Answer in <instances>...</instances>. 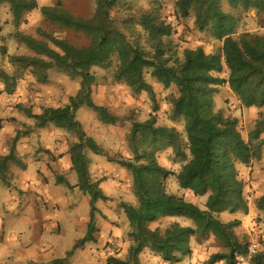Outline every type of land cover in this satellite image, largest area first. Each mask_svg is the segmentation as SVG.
Instances as JSON below:
<instances>
[{"label":"trees","instance_id":"obj_1","mask_svg":"<svg viewBox=\"0 0 264 264\" xmlns=\"http://www.w3.org/2000/svg\"><path fill=\"white\" fill-rule=\"evenodd\" d=\"M138 1L93 0V14L83 17L70 13L61 1L40 7L36 0H0V11L8 7L16 23L25 15L40 11L51 27L68 35L64 40L45 36L56 50L45 42L24 38V44L35 56L12 57L10 63L31 71L41 85L49 84L51 71L80 82V91L69 99L67 106L44 109L38 115L28 113L38 130L54 127L78 141L71 147L70 155L78 175V187L91 197V219L87 236L76 244L73 252L98 241L97 204L109 201L100 188L102 180L93 181L89 172L85 151L88 149L97 156L104 155V151L87 137L76 118L85 107L106 126L130 127L133 162L109 159L131 173L138 200V208L122 206L134 243L129 261H137L148 249L166 264H182L193 255L192 241L204 245L214 237L229 254L215 255L207 264H236L237 258L246 253L247 239L242 243L237 236L236 230L242 226L239 221L227 222L224 218L249 211L247 185L238 166L250 169L255 162L263 160L264 120L256 122L246 140L240 121L217 111L215 98L220 88L228 85L243 108L264 109V38L233 39L238 23L251 15L264 23V0L176 2L175 22L194 21L199 32L210 33L223 43V59L202 48L180 51L173 42L176 29L161 14L163 3L144 8L138 7ZM101 70L111 73L114 80L124 81L134 94H148L155 112L159 110L155 91L146 75L150 74L165 90L176 89L170 117L173 121H183L184 136L176 129L158 126L155 114L146 123H139L135 113L118 117L106 107L98 106L93 95ZM224 73L228 74L227 79L221 78ZM0 81L9 94H15V77L0 69ZM19 140L18 133L14 147ZM166 145L175 148L169 158L173 165L180 166L179 173L160 166L154 158V153ZM8 162L18 163V160L14 156L1 158L0 174ZM172 177L180 190L206 198L205 209L169 194L168 181ZM257 206L264 212V196ZM173 218L188 220L193 227L174 225L164 231L153 229L161 220ZM109 264L126 263L109 259ZM257 264H264V254H259Z\"/></svg>","mask_w":264,"mask_h":264},{"label":"rangeland","instance_id":"obj_2","mask_svg":"<svg viewBox=\"0 0 264 264\" xmlns=\"http://www.w3.org/2000/svg\"><path fill=\"white\" fill-rule=\"evenodd\" d=\"M40 7H50L59 1L66 4V9L78 16L88 17L93 14L95 5L93 0H36ZM178 0H139L138 7L150 8L163 3L162 15L172 23L176 29L173 37L174 45L180 51L185 49L202 48L207 53L219 55L223 59V43L217 41L210 33H201L196 29L194 21L175 22L174 13ZM50 35L57 40H64L67 34H61L51 27L48 19L40 11H35L23 17L20 23H16L8 7L0 11V69L11 77L17 79L15 94L6 91L0 81V159L10 156L16 157L17 162H8L5 171L0 174V262L15 263L20 251L15 245L21 243L24 247L28 245H39L42 238H28L29 223L36 220L33 212L36 207V196L41 187H48V193L56 195L48 201L41 202L44 218L42 223L46 228L54 229L50 241L53 244L57 240L59 247L54 253L55 260L62 264H105L101 262L103 245L100 241L91 243L82 252L68 256L63 253L65 249L73 248L75 243L86 237L88 230L84 222L77 224V219L82 218L80 214H91V197L80 190L77 173L73 170L70 149L78 141L67 132L49 127L38 130L35 121L28 113L41 114L44 109H59L69 104L71 97H76L80 91V82L72 81L57 71L49 73L48 85L38 83L31 71H24L10 63L12 57H34L35 54L24 38H32L37 42H45L56 50L53 42L45 36ZM243 37L253 39L264 38V23L261 18L251 15L238 23V29L234 40ZM100 81L94 92V102L98 106L106 107L113 115L118 117H129L136 114L137 122L146 123L152 115L158 117V126L176 129L184 136L183 121H173L170 117L173 107V99L177 97L176 89L165 90L157 80L150 74L146 75L147 82L155 91L158 111L155 112L154 102L146 94L136 95L124 81L114 80L112 74L99 71ZM221 78L227 79L224 73ZM217 111H223L227 116L237 118L243 128V136L249 140V133L259 120H264V109L251 110L243 108L238 99L231 92L228 85L220 88L215 98ZM76 118L83 126L88 138L93 139L104 151V155L97 156L90 150H86V158L89 163V172L93 181H100V188L108 202L100 201L97 204L105 210L106 216H102L101 223L107 225V230L115 231V242H118L122 254L126 253V264H166L156 257L150 250H145L137 261L130 262V249L134 246L129 234L131 232L128 218L122 206L130 205L138 208V200L133 191V177L130 172L118 164L110 163L109 159L115 161L133 162L134 157L129 147V125L123 127L106 126L100 122L98 116L91 110L81 108ZM20 140L14 147L17 134ZM264 140V134L261 136ZM175 148L171 145L160 147L154 153L156 162L169 171L179 173L180 166L170 162V156ZM264 153V149H263ZM255 162L250 169L238 166L244 180L246 181V198L249 203V211L238 216H225V221H239L242 226L236 230L237 236L242 243L246 242L248 232L253 227L264 230V212L258 209V202L264 196V158ZM5 166V165H4ZM43 176L47 177L49 183H45ZM54 180V181H53ZM41 186V187H40ZM168 192L171 195L184 198L188 203L205 209L206 198H198L193 193L179 189L176 178L168 181ZM39 203V202H38ZM57 204V206H56ZM58 208V209H57ZM78 210L77 212L72 211ZM30 210L34 215H31ZM42 210V209H41ZM24 212H28L24 216ZM45 212L47 213L45 215ZM77 213V216L75 215ZM98 217V214L95 215ZM245 217H249L248 222ZM85 218V217H83ZM82 218V220H83ZM99 219V217L97 218ZM90 223V222H89ZM88 223V224H89ZM174 225L181 227H193V223L185 219H164L153 226V229L164 231ZM106 238H110L108 233ZM101 240V239H100ZM193 255L185 259L182 264H207L215 255L226 256L229 251L214 237L204 245L192 241ZM264 254V243L259 251ZM223 264V263H221Z\"/></svg>","mask_w":264,"mask_h":264},{"label":"crops","instance_id":"obj_3","mask_svg":"<svg viewBox=\"0 0 264 264\" xmlns=\"http://www.w3.org/2000/svg\"><path fill=\"white\" fill-rule=\"evenodd\" d=\"M43 179L45 183H47V185L50 184L47 177L43 176ZM47 188H48L47 186L46 187L43 186L41 187L40 192L36 196L35 195L34 197L31 196L32 200H35V203H36V207L35 209H33L34 210L33 212L35 213V215L30 210H28V212L31 215H34L36 220L27 221V222H30L29 223L30 225L29 233L30 234L28 235V238L30 239L42 238L43 240L40 241V244L38 246L28 245L24 247L21 243L16 244L15 249L17 251H20L21 255L17 257L18 260L13 264H55L57 263V261L54 259L55 258L54 253L57 252L56 249H58L59 244L57 240H54L53 244H51V241H50V237H51L50 234L53 233L54 229L51 226L46 228V226H44L42 223V219L44 218L43 217L44 213H42L43 208H41L40 203L48 201L50 197L54 198L53 200L57 198L56 195H53V194L51 195V193H48ZM98 210H99V213L97 214H98L99 219H97L98 217L95 216L97 228L99 230L97 242L99 243L101 241L102 245L104 246L103 251L100 256L101 262L105 264H109V259H115L120 262H126L125 259H123L126 257L125 251L122 254H120L122 249L120 250L118 242L114 241L116 238L115 231L113 230L106 231L105 229H108L107 225L101 223L102 216L103 217L106 216L105 210L101 207H98ZM72 211L77 212L78 210L75 208V210L72 209ZM28 212L27 213L24 212L23 215L26 216L27 214H29ZM46 214L47 213L45 212V215ZM75 215L77 216V213H75ZM78 216L79 217L82 216V218L83 217L85 218H83V220L82 218L77 219L78 221H77L76 226H78L80 221H82L84 222V226H87V230H88V225H89L88 223L90 222V219H91L90 212H87L86 214H80ZM108 233H110V238L107 239L106 236L104 235H107ZM83 239H85V237ZM81 240L77 241L75 245L73 246V248L65 249L63 253L67 254L68 256H73L75 253L85 251L88 245H90L91 243H88L84 249L73 252L76 244L80 242ZM0 264H2V262H0ZM4 264H11V263H4Z\"/></svg>","mask_w":264,"mask_h":264},{"label":"built area","instance_id":"obj_4","mask_svg":"<svg viewBox=\"0 0 264 264\" xmlns=\"http://www.w3.org/2000/svg\"><path fill=\"white\" fill-rule=\"evenodd\" d=\"M248 222L249 217H245ZM264 243V230L253 227L248 232L246 253L236 260V264H257L259 251Z\"/></svg>","mask_w":264,"mask_h":264}]
</instances>
